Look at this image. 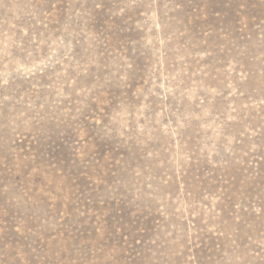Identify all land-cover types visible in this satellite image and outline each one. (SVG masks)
Instances as JSON below:
<instances>
[{
	"label": "rangeland",
	"instance_id": "obj_1",
	"mask_svg": "<svg viewBox=\"0 0 264 264\" xmlns=\"http://www.w3.org/2000/svg\"><path fill=\"white\" fill-rule=\"evenodd\" d=\"M0 264H264V0H0Z\"/></svg>",
	"mask_w": 264,
	"mask_h": 264
}]
</instances>
